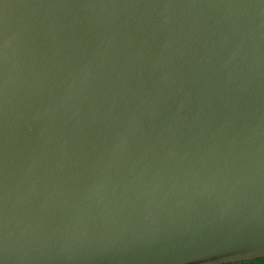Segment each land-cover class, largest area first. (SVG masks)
Here are the masks:
<instances>
[{
    "label": "water",
    "instance_id": "95a60500",
    "mask_svg": "<svg viewBox=\"0 0 264 264\" xmlns=\"http://www.w3.org/2000/svg\"><path fill=\"white\" fill-rule=\"evenodd\" d=\"M264 258V0H0V264Z\"/></svg>",
    "mask_w": 264,
    "mask_h": 264
},
{
    "label": "trees",
    "instance_id": "16d2710c",
    "mask_svg": "<svg viewBox=\"0 0 264 264\" xmlns=\"http://www.w3.org/2000/svg\"><path fill=\"white\" fill-rule=\"evenodd\" d=\"M233 264H264V258L255 259V260L246 261V262L233 263Z\"/></svg>",
    "mask_w": 264,
    "mask_h": 264
}]
</instances>
